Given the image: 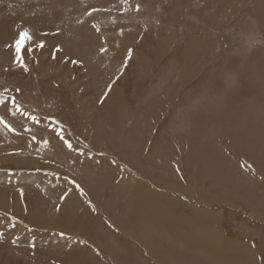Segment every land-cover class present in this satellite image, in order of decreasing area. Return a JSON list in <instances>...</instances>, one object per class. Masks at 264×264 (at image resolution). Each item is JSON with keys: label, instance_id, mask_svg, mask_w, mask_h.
Masks as SVG:
<instances>
[{"label": "rangeland", "instance_id": "1", "mask_svg": "<svg viewBox=\"0 0 264 264\" xmlns=\"http://www.w3.org/2000/svg\"><path fill=\"white\" fill-rule=\"evenodd\" d=\"M261 194L264 0H0V264H264Z\"/></svg>", "mask_w": 264, "mask_h": 264}, {"label": "bare ground", "instance_id": "2", "mask_svg": "<svg viewBox=\"0 0 264 264\" xmlns=\"http://www.w3.org/2000/svg\"><path fill=\"white\" fill-rule=\"evenodd\" d=\"M209 1V0H208ZM244 1V0H243ZM252 1V0H251ZM212 2V1H211ZM218 2V1H217ZM238 2V1H237ZM219 3V2H218ZM254 3V2H253ZM258 3V2H257ZM210 4V3H209ZM214 6H216V5H214ZM213 6V7H214ZM217 6H219V4L217 5ZM254 6V5H253ZM259 6H260V4H259ZM210 7V6H209ZM212 7V8H213ZM261 96V95H260ZM119 101V100H118ZM118 104V103H117ZM117 107V106H116ZM111 116H112V114H111ZM242 138V137H241ZM255 138V137H254ZM257 139V138H256ZM216 140V139H215ZM218 145V144H217ZM215 151V150H214ZM214 156V155H213ZM214 170H217V168L216 169H214ZM241 171V170H240ZM231 172V171H230ZM235 173V172H234ZM234 174H232V176H233ZM231 176V175H230ZM248 177V175L245 173V177ZM246 177V178H247ZM235 178V177H234ZM244 180L245 179H240V180H235V181H237V182H239V184H240V186H241V188H244L245 187V185H244ZM238 184V183H237ZM254 184V182L251 180V179H249V177H248V187H250V186H252ZM138 184H135L134 183V186H133V188H138V189H144L142 186H137ZM262 186V185H261ZM130 187H132V186H130ZM248 189V188H247ZM259 189H260V185H259V187H258V192H259V195H260V191H259ZM137 194H141V192H137ZM142 196H140V199H142L143 201H145L146 203H144V204H141V205H139L138 207H136L135 208V212L136 213H132V214H127V218H126V222L127 223H131V222H137L138 221V219H139V217L142 215V214H147L148 213V211H144V210H156L155 208L157 207V206H159L160 205V200L159 199H156V198H158L157 196H155L154 197V195H153V197H150V196H146V194H145V191L143 190V193L141 194ZM150 195V194H149ZM262 195H264V194H261V196ZM160 198V197H159ZM164 201H166V200H164ZM161 202H163V201H161ZM167 202V201H166ZM170 202V201H169ZM174 203V202H173ZM168 204V203H167ZM134 205V204H133ZM163 205V204H162ZM171 205V204H170ZM169 205V209L171 208V206ZM173 206V205H172ZM163 207L165 208L166 206H164L163 205ZM171 209H173V208H171ZM164 211V210H163ZM155 212V211H154ZM165 212V211H164ZM167 212V211H166ZM169 213H171V211H169ZM141 214V215H140ZM162 215H165V216H167L166 215V213H163L162 212V214L160 215V222H158L157 221V223H159V225L160 224H162V222H161V216ZM195 217H197V215L195 216ZM120 220V219H119ZM139 221H140V219H139ZM152 221V220H151ZM142 223V222H141ZM144 224V223H143ZM147 224V223H146ZM140 225V224H139ZM158 225V224H157ZM138 227H140V226H138ZM160 227V226H159ZM153 228V227H152ZM143 235V234H142ZM79 236H81V235H79ZM138 236V235H137ZM161 237V236H160ZM166 237H170L171 239L169 240V241H171V240H173V238L175 239V234H171V233H169V234H167L166 235ZM133 238V237H132ZM138 238V237H137ZM136 238V236H135V239H137ZM147 238V237H146ZM110 240H111V243H110V241L109 240H107L108 241V244H110L112 247H115V248H121V251L124 253H126V255L127 256H129V257H135L136 258V261L135 262H130L128 259L126 260V263L127 264H138V258H139V251L136 249V248H134V247H132L131 246V244H130V246H128V245H126V244H124L123 242H119L118 241V239L116 238V240L115 239H111L110 238ZM145 241V240H144ZM113 243H115V245H113ZM109 245V246H110ZM233 246V245H232ZM172 247V246H171ZM95 248V247H94ZM236 248V247H235ZM234 248V249H235ZM238 248H240V247H238ZM70 250V253H69V255L67 256V257H69L70 256V258L69 259H72V258H74L75 257V255L76 254H78L79 252H80V250H77L76 248H73V249H69ZM94 250H96V249H94ZM113 250H116V249H113ZM207 250V249H206ZM237 250H239V249H237ZM237 250H235L236 251V253H238L239 251H237ZM97 251V253H95V252H93V251H91V253H94V255L95 256H102L103 258H106L107 260H108V262H104V263H101V264H119L120 263V260H118V263L116 262V260H113L109 255H107V256H105L103 253H102V251H100V250H96ZM214 251V250H213ZM212 251V252H213ZM233 251V250H232ZM173 251H171V250H169V254H171ZM207 252H209V251H207ZM217 252H219V254L218 255H220V256H218V259H216V258H214L213 256L214 255H212V256H210V255H208V258L210 259L211 258V260H213V261H216V262H213V263H211V264H220V262H221V260L222 259H227V260H232L233 259V261H234V263H232V264H235V262H236V260H238V259H236V258H234V256L235 255H233V257L231 258H226L227 257V255H226V251H223V249L221 248L220 250H217ZM216 253V252H215ZM210 256V257H209ZM93 258V257H92ZM245 258V257H244ZM93 260H95V259H93ZM225 261V260H224ZM240 261V260H239ZM238 261V262H239ZM244 261V262H243ZM157 262V261H156ZM230 262V261H229ZM245 262H246V260H242L241 259V262H240V264H245ZM126 263H124V264H126ZM60 264H62V263H60ZM76 264V263H75ZM154 264V263H153Z\"/></svg>", "mask_w": 264, "mask_h": 264}, {"label": "crops", "instance_id": "3", "mask_svg": "<svg viewBox=\"0 0 264 264\" xmlns=\"http://www.w3.org/2000/svg\"><path fill=\"white\" fill-rule=\"evenodd\" d=\"M229 118V117H228ZM219 120H224V119H219Z\"/></svg>", "mask_w": 264, "mask_h": 264}]
</instances>
